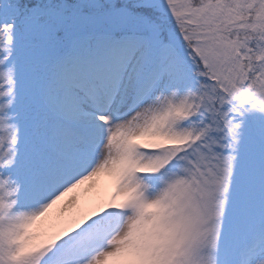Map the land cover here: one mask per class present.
Returning <instances> with one entry per match:
<instances>
[{
	"label": "snow or ice",
	"instance_id": "6c2138e0",
	"mask_svg": "<svg viewBox=\"0 0 264 264\" xmlns=\"http://www.w3.org/2000/svg\"><path fill=\"white\" fill-rule=\"evenodd\" d=\"M0 264H264V0H0Z\"/></svg>",
	"mask_w": 264,
	"mask_h": 264
},
{
	"label": "clouds",
	"instance_id": "9594fccd",
	"mask_svg": "<svg viewBox=\"0 0 264 264\" xmlns=\"http://www.w3.org/2000/svg\"><path fill=\"white\" fill-rule=\"evenodd\" d=\"M137 231H138V227L134 225L132 229V234L135 235Z\"/></svg>",
	"mask_w": 264,
	"mask_h": 264
}]
</instances>
